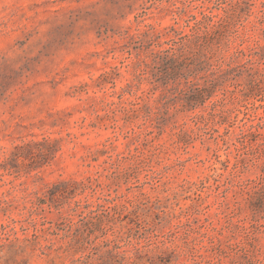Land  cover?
Here are the masks:
<instances>
[{"label":"rangeland","instance_id":"rangeland-1","mask_svg":"<svg viewBox=\"0 0 264 264\" xmlns=\"http://www.w3.org/2000/svg\"><path fill=\"white\" fill-rule=\"evenodd\" d=\"M224 15L263 68L264 0H0V264H264V80L155 126L154 53Z\"/></svg>","mask_w":264,"mask_h":264},{"label":"trees","instance_id":"trees-1","mask_svg":"<svg viewBox=\"0 0 264 264\" xmlns=\"http://www.w3.org/2000/svg\"><path fill=\"white\" fill-rule=\"evenodd\" d=\"M238 17L241 18V15L239 14ZM230 24L231 21L227 15L219 17L216 21L214 17H208L205 21L196 23L190 33L177 34L178 37L171 40L172 45L169 48L154 53V63H161L162 67L160 73L155 76L154 89L162 87L157 100L165 108L155 119V126L159 131L163 130L166 121L169 120V104L177 98L173 96L176 93L184 96L182 108L177 110H191L204 105L216 89L229 78L236 79L246 76L249 80V89L241 90L245 100L258 95L256 92L259 91L264 80V67H260L261 62L256 60V57L260 55L259 47H252L246 51L241 48V43L240 46H236L234 54L229 59L233 60L235 56L243 55L245 62L236 65L227 62V56L221 43ZM191 77L204 79V81H194ZM171 84H173L172 87H170ZM222 90L223 96L212 103L211 116H215L214 111L217 106L225 103L227 99V90ZM207 118L204 114H196L192 120H206ZM253 128L254 126L247 132L242 131L241 137L263 135L259 128L255 130Z\"/></svg>","mask_w":264,"mask_h":264}]
</instances>
